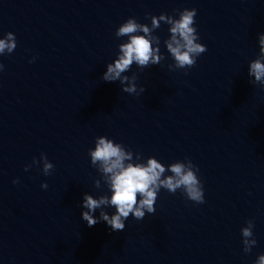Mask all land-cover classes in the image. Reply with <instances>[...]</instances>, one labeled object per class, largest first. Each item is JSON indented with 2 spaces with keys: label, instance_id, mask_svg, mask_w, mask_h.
Returning a JSON list of instances; mask_svg holds the SVG:
<instances>
[{
  "label": "water",
  "instance_id": "water-1",
  "mask_svg": "<svg viewBox=\"0 0 264 264\" xmlns=\"http://www.w3.org/2000/svg\"><path fill=\"white\" fill-rule=\"evenodd\" d=\"M0 63V264H181L147 215L118 232L88 226L84 194L111 195L91 164L94 140L17 49ZM41 153L50 175L33 163Z\"/></svg>",
  "mask_w": 264,
  "mask_h": 264
},
{
  "label": "clouds",
  "instance_id": "clouds-1",
  "mask_svg": "<svg viewBox=\"0 0 264 264\" xmlns=\"http://www.w3.org/2000/svg\"><path fill=\"white\" fill-rule=\"evenodd\" d=\"M150 15V14H149ZM197 10L184 9L179 11V18L167 14L151 16V26L139 23L136 18H129L122 23L115 35L116 37H128L127 42L119 45L118 58L107 65V70L102 79L106 82L119 81L124 85L123 91L129 94L139 95L145 91L137 87V76L123 75L135 64L143 70L151 65H158L165 57L161 54L159 45L160 38L154 36L153 30L164 22L170 26L171 36L165 41L168 52L174 60L169 65L171 70L190 69L197 63V58L207 51V46L198 42L200 37L196 27L195 17ZM142 33V34H141ZM260 52L257 59L250 62L249 76H254L252 83L264 85V33L259 35ZM17 47L15 34L8 32L4 39H0V55L12 53ZM4 65L0 63V71ZM187 74V73H185ZM91 164L104 176L105 183L111 192L101 195L99 198L85 193L82 207V219L89 227L100 221H104L114 232L123 231L130 215L136 220H143L146 214L156 212L158 194L163 188L175 194L178 190L187 199L197 203H205L203 182L198 176L199 169L190 158L177 161L170 165L163 164L156 157H149L146 162L141 154H135L127 150L122 143H117L107 136L96 138L95 148L89 150ZM35 164H43L42 171L50 175L54 169L53 163L48 160L46 154L41 153L40 160H34ZM31 165L25 167L27 171ZM170 172L171 175H165ZM13 183H19L14 180ZM96 188L100 187V181L95 180ZM47 188L48 184H42ZM105 206L116 209L114 214H109ZM100 210L99 217L94 214ZM253 220L247 221V226L241 232L243 236L244 252L249 253L257 241L253 238ZM255 264H264V254L260 255Z\"/></svg>",
  "mask_w": 264,
  "mask_h": 264
}]
</instances>
